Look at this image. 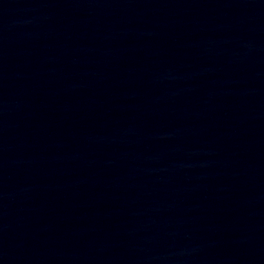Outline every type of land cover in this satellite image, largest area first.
Here are the masks:
<instances>
[{"label":"water","instance_id":"95a60500","mask_svg":"<svg viewBox=\"0 0 264 264\" xmlns=\"http://www.w3.org/2000/svg\"><path fill=\"white\" fill-rule=\"evenodd\" d=\"M0 264H264V0H0Z\"/></svg>","mask_w":264,"mask_h":264}]
</instances>
